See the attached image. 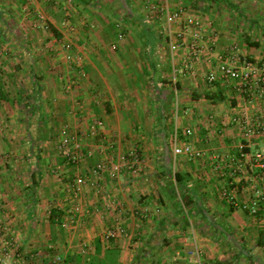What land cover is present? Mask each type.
I'll return each instance as SVG.
<instances>
[{
	"label": "crops",
	"instance_id": "obj_1",
	"mask_svg": "<svg viewBox=\"0 0 264 264\" xmlns=\"http://www.w3.org/2000/svg\"><path fill=\"white\" fill-rule=\"evenodd\" d=\"M168 1L174 7L182 4ZM191 1L195 4L189 6L192 11L212 22L209 32L217 38L212 62L217 55L224 57V46L232 42L247 60L264 56V0H253L250 11L241 8L243 0H226L224 6L222 0ZM131 3L0 0L2 47L10 50L15 43L23 53L12 57L4 51L0 58V223L5 228L0 232V257L12 254L3 243L11 238L20 258L5 259L9 264H89L91 258L103 260L107 250L116 252L117 264H195L187 257V251L195 247L203 250V264H239L243 260L264 264V234L251 249L245 248L244 240L255 235L250 228L255 222L233 208L249 197L224 202L219 195L224 185L213 172V164L223 160L233 166L232 172L238 168L240 172L256 153L264 156V132L245 140L232 121L245 114L259 121L264 130V96L251 102L248 95L229 85L206 83L205 57L195 76L174 74L173 66H179L181 55L170 53L162 21L154 16L147 22L144 10L134 12ZM203 5L208 9H202ZM35 12L47 21L33 30L30 25ZM10 21L13 28L23 31L24 42H12ZM117 21L124 33L120 41ZM65 42L71 44V60L65 57ZM113 44H117L116 50L111 49ZM75 58L81 60L83 77L77 76ZM75 77L77 87L64 89V83ZM46 92L56 97V133L51 139H39L32 125L39 112L36 100ZM97 118L104 122V133L116 138L113 162L126 156L131 165L123 167L115 181L102 174L95 184H86L76 200L83 214L72 228L64 229L56 216L70 205L63 199L65 182L80 172L92 176L90 169L100 156H86L77 167L67 165L57 149L59 132L67 125L71 132L84 134ZM186 129L192 133L191 143L205 152L209 168L203 167L200 159L174 154L173 137L180 146ZM98 142L94 136L82 137L89 150ZM17 145L22 151L26 145L29 149L39 146L37 160L42 168L32 172L37 181L11 179L13 170L6 164ZM134 150L137 160L130 155ZM2 152H8L4 159ZM230 160L241 163L233 165ZM242 173L244 180L233 185L238 181L233 178L226 190L233 195L239 188L248 191V179L254 177L256 195L261 194L258 201L264 205V168L248 165ZM52 205L55 208L49 217L47 210ZM228 205L231 211L223 216L218 208ZM118 210H122L119 218ZM258 219L255 231L262 234L264 217ZM117 221L122 233L105 237ZM211 221L225 222L224 233L214 227L216 236L226 235L225 249L201 230Z\"/></svg>",
	"mask_w": 264,
	"mask_h": 264
},
{
	"label": "built area",
	"instance_id": "obj_2",
	"mask_svg": "<svg viewBox=\"0 0 264 264\" xmlns=\"http://www.w3.org/2000/svg\"><path fill=\"white\" fill-rule=\"evenodd\" d=\"M67 1L71 3V0ZM66 15L68 16V14ZM154 16H158L160 21H162L160 26L166 38L170 53L173 56L176 54L181 55L179 66H173L174 74L185 78L195 76L197 69L205 57L207 69L204 74V80L206 83L212 85L217 83L229 85L238 92L248 95L250 98L264 96V57L258 60H247L241 53L238 44L232 42L230 45L224 47V57L217 55L216 62H212L211 57L215 55L211 54L214 53L217 38L213 32H209V24H205L204 20L193 13L189 6L178 5L174 7L168 0H157L146 6V10L144 11V17L147 22L154 19ZM34 17V26L41 23L44 24L45 17L43 14L37 12L34 14ZM120 24L119 21L116 22L118 41L124 37ZM62 47L66 52L65 57L71 60V44L65 42ZM117 47V44H113L111 49L116 50ZM75 61L78 67L77 76H85L82 65L80 64L81 60L75 58ZM76 87V77L64 83V89L66 90H71ZM232 121L238 124L243 139L245 140H249L251 136L255 135L254 128L260 126L259 121L252 120L245 114L241 117L233 118ZM103 126V120L97 118L89 123L88 130L84 134L79 131L71 132L67 125L63 126L59 132L57 149L67 165L77 167L86 156L92 157L95 153L100 156L99 160L90 169L92 176L80 172L71 180L65 182L63 199L65 205L66 202L70 203V205L67 204V207L62 208L61 215L56 218L61 228H72L76 224L77 217L83 214L76 200L80 197L81 190L86 184H95L102 174H107L112 181H115L119 178L122 168L131 165L126 156H122L118 159V162H113L116 138L105 134ZM190 134L191 131L186 129L183 133L184 138L187 139ZM85 136L98 138L99 142L95 149L89 150V148L84 147L82 137ZM173 143L175 145L173 148L174 154H184L193 159H199L205 156L204 151L196 148L188 140L183 141L182 139V144L177 146V137L174 136ZM243 147V145H240V150ZM137 154L136 150L130 153L134 157V160H137ZM255 157L257 160H263L262 164L264 166V156L256 153L254 155ZM230 161L233 162V160ZM52 209H54L53 205L47 210L49 217L52 216ZM121 213L122 210H118V218ZM4 229L3 224L0 223V232H4ZM118 233H122L119 221L111 229L107 230L105 237H115ZM3 243L6 244L9 250L12 249L13 252L10 251L12 254L7 253L3 257H0V264H9L5 260L9 257L15 261L20 258V254L14 251L15 246L11 238H6L3 240ZM187 257L195 264H203L204 253L200 247H195L193 250L187 251ZM56 260L59 261L60 258L57 257Z\"/></svg>",
	"mask_w": 264,
	"mask_h": 264
},
{
	"label": "rangeland",
	"instance_id": "obj_3",
	"mask_svg": "<svg viewBox=\"0 0 264 264\" xmlns=\"http://www.w3.org/2000/svg\"><path fill=\"white\" fill-rule=\"evenodd\" d=\"M65 1V0H64ZM133 3L135 5H133V3H131V6L130 8L134 11V12H137V13H140V9L142 10H146V6L150 5L151 3H154L156 2L155 0H132ZM176 1H179V4L182 5V6H190V7H194L195 4L191 1V0H176ZM176 1H173L174 4H177ZM253 0H243L241 3L243 4L241 8H243V10L245 9H248L249 11L252 10L254 8V4L252 2ZM77 0H71V4H76ZM225 2L226 0H222L221 1V5H225ZM121 5V4H120ZM174 6V5H173ZM206 6V7H205ZM201 8V7H200ZM208 9L207 8V5H203L202 6V9ZM192 9V8H191ZM263 11H264V5L262 7ZM193 13H195L194 11H192ZM37 13V12H35ZM142 14V13H141ZM33 18V17H31ZM14 19V17H13ZM34 20H35V17L32 19V22H31V28L33 30L35 29H38V27H40V24H37L36 26H34ZM46 18H45V22L44 24L41 23L42 25H46ZM15 24L16 22H18L16 19L15 21H13ZM12 21H10V24H12V28L14 27V23ZM204 22L205 24H209V26L212 27V22L211 20L209 19H204ZM210 28V27H208ZM14 30H11L10 33H12L11 35H8V36H11V38L13 39L12 42H24V37H23V31L19 30V29H16V28H13ZM213 31V30H212ZM28 34V32H27ZM0 35H1V32H0ZM6 36V35H4ZM21 39V40H20ZM12 48H10V50H8L7 48H4L2 47V42H0V58L2 55H4V51H6L7 53L11 54L12 57H18L19 53L20 54H23L21 51H19V49L16 47L17 45L15 43H12ZM225 47V46H224ZM264 57V56H263ZM262 58V57H261ZM254 60H258V59H254ZM1 63H0V73L2 71L1 69ZM29 72V70H28ZM31 79H29V86L31 85ZM56 84H58L57 82H55ZM55 94L57 95L58 94V88H57V91H55ZM50 95H48V93L46 92L45 94H41V96L39 98H37L36 100V103H37V106L39 108V112L36 114V116L34 117L33 120H35L36 124L35 125H32V132L37 136V138L39 139H42V138H47L49 137L50 139L54 137L55 133H56V128H54L55 126V122L57 121V116L55 115L54 112H57L56 111V108L53 107L54 106V103L53 101L56 99V97H49ZM263 97V96H262ZM262 97H253V98H249V101L251 102H258L259 99H261ZM31 100H27V102ZM40 124V127L37 125V124ZM238 125V124H237ZM38 128H40V130L38 131ZM239 128V127H238ZM255 135H258L260 133V130H261V133L264 132L263 127L260 125L259 127H255ZM192 134V133H191ZM190 136L192 135H189L187 139L184 138V135L181 136L184 140H188L189 142H191L189 139H190ZM240 136H243L242 134ZM180 139V138H179ZM18 144V143H17ZM196 147V146H195ZM20 148H21V145H20ZM18 147V145L16 146L15 150L11 153L10 158L11 160L9 161L8 164H6V166H10V168L8 169H12L13 171L12 172H9L11 173V179H13V181L15 182H33V180L35 181L37 177L36 175L34 176L32 174V172L35 170H37L39 168V166L41 167L42 164L41 163H38L40 161L37 160V157H38V148L39 146L36 145L34 146L33 148L29 149V146L26 145V149L24 151H22V149H20ZM197 148V147H196ZM200 149V148H198ZM202 150V149H200ZM4 154H8V152H2L1 153V156L2 158L4 159ZM203 158V159H202ZM200 159V162H201V165L204 167H208V162H207V159H204V156L199 158ZM2 161V160H1ZM4 163V161H2ZM234 163L236 165L239 166V164L241 162H237V161H233V165ZM263 160H257L256 157L254 158H250L247 160V163H244V167L242 168V172L246 169V167L248 165H251V167H256L258 166L259 164V168H264L263 166ZM11 164V165H10ZM4 165V164H3ZM215 165V169L213 172L214 173H217V178L215 179H218L221 181V184L224 185V187L220 188L219 189V195L220 197L223 198L224 202L227 200L228 202L231 201L230 198H232V200H235L236 197H239V196H248L249 199L245 200L244 203L241 202V204L239 206H235L233 207L234 209H236L237 211H239L240 213H245L247 214L248 216L250 217H253V221L255 222L254 225H252L251 228V231L253 234L255 235H251L249 237H247L246 240H244L245 244V248L247 249H251V247L253 246V244L258 241V239L263 236V232L264 231H261L262 234L260 233H257L255 230H257V227L259 226L257 224V221L259 220L258 218H262L264 217V205H262L261 201H258V198L261 197V194L260 195H256L258 194L257 191L255 192V190L257 189V179L254 178V177H250V179H248V182L250 183L249 185L246 186V189L248 191H252L254 192V194L252 195V193L249 195H245V193L247 194L248 191H246L244 189V192L242 191V189L239 188V191H236V194L233 195V193L231 194L228 190H226V186H231L230 185V181L234 182L233 178H237L238 181H236L235 183H233V185L239 183L241 180H244V177H240L241 175H243V173L239 171V168L238 169H235V172L233 173L232 170H230V168H232L233 166L230 165V163H226V161H222V163L216 165L215 163L213 164ZM218 166V167H216ZM213 166H210L211 169L214 168ZM42 168V167H41ZM209 168V167H208ZM7 169V168H6ZM36 173V172H35ZM203 175V174H202ZM246 175V174H245ZM6 177V176H4ZM24 177V178H23ZM7 179V178H6ZM19 179V180H18ZM8 181V180H7ZM37 181V180H36ZM254 190V191H253ZM233 195V197H231ZM253 196V197H252ZM227 204V203H226ZM232 204H236V201H233ZM53 208V207H52ZM55 208V207H54ZM210 209V207L208 208ZM219 209V212L225 216L227 215V212H229V210L231 211V208L228 206L226 207H220L218 208ZM61 215V214H60ZM59 215V216H60ZM208 215V214H207ZM58 216H56L57 218ZM210 217V215H209ZM213 220V219H211ZM219 226V230L226 232L227 230V226L225 224V222L223 223H220L218 221V223L216 222H212L211 223H208V224H203L201 227V230L206 233L207 237H213L215 238V242L217 243H221L223 244V247L225 249L226 246V235L222 234L219 235V236H216L215 235V226ZM264 225V224H263ZM215 227V228H214ZM254 230V231H253ZM259 237V238H258ZM222 264H229L228 261H226V263H222ZM233 264V262H232ZM239 264H246V261L243 260L242 262H240Z\"/></svg>",
	"mask_w": 264,
	"mask_h": 264
},
{
	"label": "trees",
	"instance_id": "obj_4",
	"mask_svg": "<svg viewBox=\"0 0 264 264\" xmlns=\"http://www.w3.org/2000/svg\"><path fill=\"white\" fill-rule=\"evenodd\" d=\"M89 264H117L116 252L114 250H107L103 260L99 261L97 258H91Z\"/></svg>",
	"mask_w": 264,
	"mask_h": 264
}]
</instances>
